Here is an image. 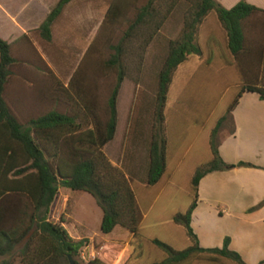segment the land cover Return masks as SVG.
<instances>
[{"label":"rangeland","instance_id":"rangeland-1","mask_svg":"<svg viewBox=\"0 0 264 264\" xmlns=\"http://www.w3.org/2000/svg\"><path fill=\"white\" fill-rule=\"evenodd\" d=\"M58 1L2 0L21 20L19 30L0 20V36L11 44L16 59L4 95L22 123L58 110L70 115L88 113L92 125L105 126L110 116L109 99L121 71L109 62L116 52L113 47L150 1L159 8V17L167 15L148 46L143 48L142 38L127 44L122 59L125 78L117 100V130L103 148L136 194L144 256L138 261L130 259L132 237L122 227L110 234L100 231L103 209L87 192L61 187L50 213V219L62 222L75 240H87L78 258L81 264L95 259L104 264L160 261L166 253L152 240L159 239L178 250L191 245L186 227L173 218L185 214L193 203L192 179L213 158V139L220 145L233 129L229 116L214 135L219 120L227 114L244 81L264 82V12L247 20L248 50L240 58L228 50L226 31L214 12L198 27L196 39L204 56L191 55L174 73L165 108L167 168L162 179L149 186L150 145L159 130L155 105L158 74L169 41L182 33L195 0H72L53 23L49 41L40 26ZM113 5L117 16L110 10ZM4 203L8 207L6 226L31 211L30 200L19 193L8 194ZM22 245L11 255L0 257V264L4 259L23 264L19 255Z\"/></svg>","mask_w":264,"mask_h":264},{"label":"trees","instance_id":"trees-1","mask_svg":"<svg viewBox=\"0 0 264 264\" xmlns=\"http://www.w3.org/2000/svg\"><path fill=\"white\" fill-rule=\"evenodd\" d=\"M71 1L59 0L41 24L40 31L45 39H52V25ZM173 6L175 4L171 8ZM171 8L168 9L169 12ZM110 10L117 16L116 6L113 5ZM212 12L226 31L228 50L238 57L240 53L242 55L248 50L245 32L247 20L255 13L264 12V9L247 0H241L230 9L217 0L194 1V9L187 18L182 33L169 41L168 54L158 74L155 105L159 130L154 134L150 145L146 178L149 186L156 185L167 168L165 108L174 73L191 55L204 56L196 33ZM159 16V8L152 1L144 5L121 42L113 47L116 52L109 62L113 66H119L121 71L109 99L110 116L105 126L92 125L88 113L80 111L70 115L58 110H51L22 123L4 95L12 74L11 67L16 59L12 55L11 44L0 36V257L11 255L23 243L19 250L23 264H70L69 255H72L76 264H81L78 258L87 240H75L62 222L50 219L51 206L61 187L84 191L95 197L103 209L100 231L110 234L116 227H122L132 237L130 259L138 261L144 256L143 238L139 232L141 215L136 194L125 173L109 161L103 148L114 139L117 130V100L125 78L122 59L127 44L133 39L142 38L143 48L148 46L167 19V15ZM239 88L227 114L214 129V135L222 123L232 116L244 92H256L264 99V82L251 84L244 81ZM211 146L213 158L192 179L193 203L185 214H177L173 218L176 223L186 227L191 245L178 250L154 239L152 242L166 253V257L147 264H247L240 253L230 249L229 237L225 239L222 247L205 248L200 245L191 225L192 214L199 199L201 179L209 172L233 166L223 160L219 143L214 139ZM239 165L251 166L247 162ZM10 193L26 196L30 200L31 211L18 217L19 222L16 220L17 222L13 221L14 224L6 226L8 207L4 202ZM1 264L12 262L4 259ZM90 264L104 263L95 259ZM259 264H264V261Z\"/></svg>","mask_w":264,"mask_h":264},{"label":"crops","instance_id":"crops-1","mask_svg":"<svg viewBox=\"0 0 264 264\" xmlns=\"http://www.w3.org/2000/svg\"><path fill=\"white\" fill-rule=\"evenodd\" d=\"M217 1L230 9L241 0ZM247 1L264 9V0ZM18 14L0 0V20L19 30ZM232 118L233 129L221 140L219 151L233 166L201 179L191 225L202 247H222L229 237L230 249L247 264H259L264 261V99L256 92H244Z\"/></svg>","mask_w":264,"mask_h":264},{"label":"water","instance_id":"water-1","mask_svg":"<svg viewBox=\"0 0 264 264\" xmlns=\"http://www.w3.org/2000/svg\"><path fill=\"white\" fill-rule=\"evenodd\" d=\"M69 262L70 264H76L75 259L72 257V255H69Z\"/></svg>","mask_w":264,"mask_h":264}]
</instances>
